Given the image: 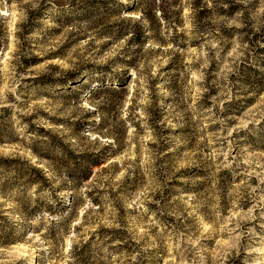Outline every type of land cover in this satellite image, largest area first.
I'll use <instances>...</instances> for the list:
<instances>
[{"label":"rangeland","instance_id":"rangeland-1","mask_svg":"<svg viewBox=\"0 0 264 264\" xmlns=\"http://www.w3.org/2000/svg\"><path fill=\"white\" fill-rule=\"evenodd\" d=\"M0 264H264V0H0Z\"/></svg>","mask_w":264,"mask_h":264}]
</instances>
